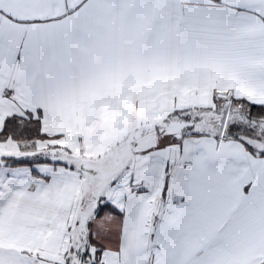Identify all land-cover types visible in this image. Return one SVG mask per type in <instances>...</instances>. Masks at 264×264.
I'll list each match as a JSON object with an SVG mask.
<instances>
[{"label":"snow or ice","instance_id":"1","mask_svg":"<svg viewBox=\"0 0 264 264\" xmlns=\"http://www.w3.org/2000/svg\"><path fill=\"white\" fill-rule=\"evenodd\" d=\"M0 264H264V0H0Z\"/></svg>","mask_w":264,"mask_h":264}]
</instances>
